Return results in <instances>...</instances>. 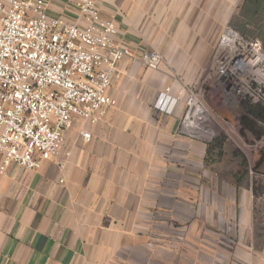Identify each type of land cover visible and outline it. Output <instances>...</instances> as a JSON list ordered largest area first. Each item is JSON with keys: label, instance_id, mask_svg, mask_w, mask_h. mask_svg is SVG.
Listing matches in <instances>:
<instances>
[{"label": "crops", "instance_id": "obj_1", "mask_svg": "<svg viewBox=\"0 0 264 264\" xmlns=\"http://www.w3.org/2000/svg\"><path fill=\"white\" fill-rule=\"evenodd\" d=\"M47 1L49 16L82 22L74 0ZM94 1L128 51L110 80L116 104L97 123L75 118L37 169L0 172V264H118L169 224L189 264H264V197L259 207L216 177L211 128L185 119L186 95L210 91L213 49L241 0ZM166 88L170 113L156 107ZM229 242L240 248L217 254Z\"/></svg>", "mask_w": 264, "mask_h": 264}, {"label": "built area", "instance_id": "obj_2", "mask_svg": "<svg viewBox=\"0 0 264 264\" xmlns=\"http://www.w3.org/2000/svg\"><path fill=\"white\" fill-rule=\"evenodd\" d=\"M74 5L81 23L49 16L47 0H0V172L10 164L37 169L58 153L75 118L97 123L116 104L110 80L128 51L114 42L116 24L101 17L94 0ZM206 87L230 107L264 108L260 41L227 27L213 49ZM169 91L156 102L166 113L178 101ZM197 96L186 95L185 119L201 124L203 111L196 108H205ZM249 117L264 130V119ZM244 132L255 134L250 127ZM82 135L90 139L89 132ZM256 143L264 145V135Z\"/></svg>", "mask_w": 264, "mask_h": 264}, {"label": "rangeland", "instance_id": "obj_3", "mask_svg": "<svg viewBox=\"0 0 264 264\" xmlns=\"http://www.w3.org/2000/svg\"><path fill=\"white\" fill-rule=\"evenodd\" d=\"M230 22L228 23V30H235ZM206 97H208L210 102H208L209 105L204 103L206 102ZM198 98L202 102L205 111H207L206 121L202 122L201 126L211 128L213 134L211 141L215 138L222 139V146L216 150L217 154L211 155L214 160L212 165L213 172L216 177L228 185L231 191L239 184L240 189L247 188V190H250L251 196L254 197L253 199L260 196L261 198L258 200L260 203L259 207H263L261 204L263 203L262 197H264V145L260 146L256 142L264 135V130L258 129V133L247 136L244 129L251 120L249 108L230 107L214 90L204 91L203 94L202 88ZM159 235V240L153 239L148 243L134 246L129 254L118 261V264L190 263V260L183 258L184 256L182 255L181 259L178 258L174 251L179 250L178 243H173L174 240L178 242V234H174L171 224L163 229ZM227 245L218 246L219 248L216 251L219 252L217 254H220V251H236L237 248H240V245L232 242ZM256 246L259 245L256 244ZM182 247H187V245L185 246L182 243L180 248ZM221 247H225V250H222ZM219 262L220 259L218 261L212 259V264H220ZM206 263H211V259L208 258Z\"/></svg>", "mask_w": 264, "mask_h": 264}, {"label": "trees", "instance_id": "obj_4", "mask_svg": "<svg viewBox=\"0 0 264 264\" xmlns=\"http://www.w3.org/2000/svg\"><path fill=\"white\" fill-rule=\"evenodd\" d=\"M232 27L244 36L257 37L264 48V0H241L238 7V14L231 20ZM249 113L255 118L264 119V108L260 105L250 106ZM247 127L258 133L254 123L248 122ZM222 139L215 138L207 146L206 161L213 163L211 155L217 154L216 150L221 148Z\"/></svg>", "mask_w": 264, "mask_h": 264}, {"label": "bare ground", "instance_id": "obj_5", "mask_svg": "<svg viewBox=\"0 0 264 264\" xmlns=\"http://www.w3.org/2000/svg\"><path fill=\"white\" fill-rule=\"evenodd\" d=\"M196 110H197L199 113H201V112L203 111V113H202V115H203V118H205V119H206L205 112H204V110H203L202 108L198 107V108H196ZM189 118H191V117H188V119H189ZM191 119H192V118H191Z\"/></svg>", "mask_w": 264, "mask_h": 264}]
</instances>
